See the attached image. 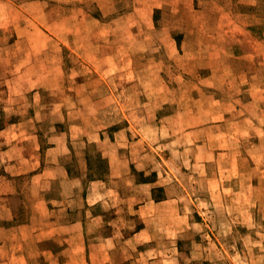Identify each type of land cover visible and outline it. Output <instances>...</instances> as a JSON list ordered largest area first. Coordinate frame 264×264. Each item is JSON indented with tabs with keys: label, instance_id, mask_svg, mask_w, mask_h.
I'll return each instance as SVG.
<instances>
[{
	"label": "rangeland",
	"instance_id": "374dc122",
	"mask_svg": "<svg viewBox=\"0 0 264 264\" xmlns=\"http://www.w3.org/2000/svg\"><path fill=\"white\" fill-rule=\"evenodd\" d=\"M12 123L11 262L264 264V0H0Z\"/></svg>",
	"mask_w": 264,
	"mask_h": 264
},
{
	"label": "crops",
	"instance_id": "0c3cea01",
	"mask_svg": "<svg viewBox=\"0 0 264 264\" xmlns=\"http://www.w3.org/2000/svg\"><path fill=\"white\" fill-rule=\"evenodd\" d=\"M18 125V123H12L9 126H7L6 128H3L0 130V168L9 173L11 176L14 175H19L21 173L26 172V170H23V166L28 165L30 163H32V161L35 159V164L36 167L37 165H40L41 163V151L40 150V145L38 143V145H34V142H36L35 136L37 137V135H33V134H27L25 135L24 139H27L29 142L28 145H34L33 148H31V150L27 147L25 148L24 145H27V143L25 142H20L23 139H20L19 136L20 134V128ZM31 142V143H30ZM7 156V158H6ZM34 170V167H31L29 170ZM48 171L47 170H43L42 173H38L35 174L34 177H40V178H44L46 176H49L50 174H46ZM96 182L98 181H92L91 183L94 185ZM3 185V184H2ZM7 187H9V184H7ZM11 189L6 190L5 192H0V202L1 204H3V206H8L7 208H9V205L7 203V196H9L11 194ZM39 204L43 205V207L48 206V203L50 202L48 199L46 198H39L37 201ZM48 211V209H47ZM23 227H26L24 224L22 225H18L17 227H14L12 229H8L7 232H10L11 237H7V240H4L3 243L1 244V249H3L5 252H3V260L2 262H0V264H28V260L22 261L21 258L23 256V258L25 257V249L21 246L20 244V249L22 250V254L20 255L21 257H19L20 259L14 262H11L12 258H14L15 256H17L16 252H14L13 250H11V246H13L14 244V239H13V235L16 234L18 231H21V229ZM6 246L9 248V250L7 251ZM7 251V252H6Z\"/></svg>",
	"mask_w": 264,
	"mask_h": 264
}]
</instances>
